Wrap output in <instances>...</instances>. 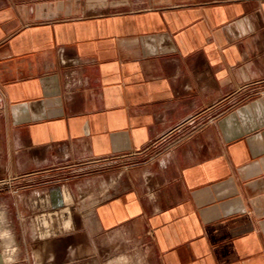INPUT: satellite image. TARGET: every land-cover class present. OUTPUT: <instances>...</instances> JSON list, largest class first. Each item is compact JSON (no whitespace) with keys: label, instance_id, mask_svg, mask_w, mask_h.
Segmentation results:
<instances>
[{"label":"crops","instance_id":"1","mask_svg":"<svg viewBox=\"0 0 264 264\" xmlns=\"http://www.w3.org/2000/svg\"><path fill=\"white\" fill-rule=\"evenodd\" d=\"M164 140L100 225L150 235L151 264H264V0H0L1 171Z\"/></svg>","mask_w":264,"mask_h":264},{"label":"rangeland","instance_id":"2","mask_svg":"<svg viewBox=\"0 0 264 264\" xmlns=\"http://www.w3.org/2000/svg\"><path fill=\"white\" fill-rule=\"evenodd\" d=\"M167 148L164 140L150 151L89 160L57 146L33 156L30 169L0 170V264H151L150 235L127 224L104 229L94 209L137 185Z\"/></svg>","mask_w":264,"mask_h":264},{"label":"built area","instance_id":"3","mask_svg":"<svg viewBox=\"0 0 264 264\" xmlns=\"http://www.w3.org/2000/svg\"><path fill=\"white\" fill-rule=\"evenodd\" d=\"M63 63L67 64L68 62L64 61ZM75 63L76 62H74L73 65ZM83 84H84V79L79 75V72L74 65L70 70H68L65 76V88L71 90L72 88L81 86Z\"/></svg>","mask_w":264,"mask_h":264}]
</instances>
